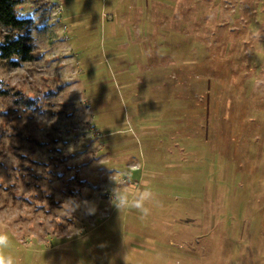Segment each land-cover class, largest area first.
Instances as JSON below:
<instances>
[{
  "label": "rangeland",
  "instance_id": "rangeland-1",
  "mask_svg": "<svg viewBox=\"0 0 264 264\" xmlns=\"http://www.w3.org/2000/svg\"><path fill=\"white\" fill-rule=\"evenodd\" d=\"M17 11L36 50L0 61L5 254L264 264V0H21ZM144 182L160 201L147 218L114 206L123 185Z\"/></svg>",
  "mask_w": 264,
  "mask_h": 264
},
{
  "label": "trees",
  "instance_id": "trees-1",
  "mask_svg": "<svg viewBox=\"0 0 264 264\" xmlns=\"http://www.w3.org/2000/svg\"><path fill=\"white\" fill-rule=\"evenodd\" d=\"M20 2L21 0H0V61H6L14 67L34 60L36 50L30 33L32 20L19 15L17 6ZM1 86L0 92L4 93Z\"/></svg>",
  "mask_w": 264,
  "mask_h": 264
},
{
  "label": "clouds",
  "instance_id": "clouds-1",
  "mask_svg": "<svg viewBox=\"0 0 264 264\" xmlns=\"http://www.w3.org/2000/svg\"><path fill=\"white\" fill-rule=\"evenodd\" d=\"M2 85V84H0ZM126 181V179L122 178ZM149 205H160L156 194L144 182V187H132L123 185L119 193L115 194V207L120 211L124 209H135L140 213V218H147L152 211ZM10 246L9 236L6 232L0 231V264H17L11 256L5 254V249Z\"/></svg>",
  "mask_w": 264,
  "mask_h": 264
}]
</instances>
